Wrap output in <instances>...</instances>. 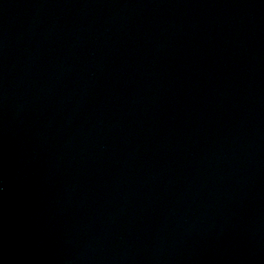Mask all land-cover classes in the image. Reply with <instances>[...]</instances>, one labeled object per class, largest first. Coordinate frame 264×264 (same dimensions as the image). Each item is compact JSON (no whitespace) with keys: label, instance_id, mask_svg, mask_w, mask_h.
<instances>
[{"label":"water","instance_id":"obj_1","mask_svg":"<svg viewBox=\"0 0 264 264\" xmlns=\"http://www.w3.org/2000/svg\"><path fill=\"white\" fill-rule=\"evenodd\" d=\"M0 264H264V0H0Z\"/></svg>","mask_w":264,"mask_h":264}]
</instances>
